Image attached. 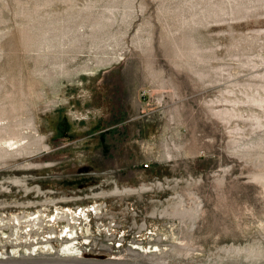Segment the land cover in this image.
<instances>
[{"label":"rangeland","instance_id":"1","mask_svg":"<svg viewBox=\"0 0 264 264\" xmlns=\"http://www.w3.org/2000/svg\"><path fill=\"white\" fill-rule=\"evenodd\" d=\"M0 251L264 264V0H0Z\"/></svg>","mask_w":264,"mask_h":264},{"label":"bare ground","instance_id":"2","mask_svg":"<svg viewBox=\"0 0 264 264\" xmlns=\"http://www.w3.org/2000/svg\"><path fill=\"white\" fill-rule=\"evenodd\" d=\"M107 247L108 246H106L105 248H107ZM76 250L77 249L75 248V246H73V247L70 246L68 248L67 252H65V254L68 255V256L78 257L79 254L76 252ZM131 250H132L133 253H137L139 251H145V249L139 248V247H136V246H133ZM84 258L85 257L81 258V260H76L77 262L76 261L75 262L74 261L72 262V261H70L68 259H63V260H61L63 262H60V263H63V264H110L111 263V262L103 261V260L100 261V260H95V259L93 260V259H84Z\"/></svg>","mask_w":264,"mask_h":264},{"label":"built area","instance_id":"3","mask_svg":"<svg viewBox=\"0 0 264 264\" xmlns=\"http://www.w3.org/2000/svg\"><path fill=\"white\" fill-rule=\"evenodd\" d=\"M0 254H1V251H0ZM2 255V254H1Z\"/></svg>","mask_w":264,"mask_h":264}]
</instances>
